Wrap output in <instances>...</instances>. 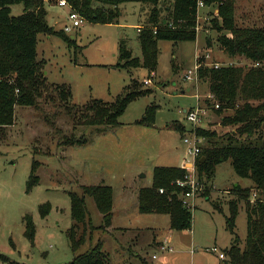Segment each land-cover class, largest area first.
<instances>
[{"label": "rangeland", "instance_id": "1", "mask_svg": "<svg viewBox=\"0 0 264 264\" xmlns=\"http://www.w3.org/2000/svg\"><path fill=\"white\" fill-rule=\"evenodd\" d=\"M58 3H45L48 24L74 39L75 46H68L57 35L38 37L37 61L42 63L39 71L47 84L43 98L36 106L16 107L15 124L0 131V254L11 260L0 264L71 263L76 254L68 231L76 227V222L70 194L82 195L84 186L98 185L111 186L114 192L112 228L100 229L103 215L87 196L90 224L80 253L102 242L110 264H222L212 249L225 252L233 243L226 222L228 203L235 198L232 191L238 185L254 186L251 180L236 174L231 161L216 166L212 182L202 183L206 188L193 202L195 207L191 206L190 230L171 229L168 215L142 214L139 191L152 186L156 167H181L186 158L183 131L175 125L194 130L184 112L197 107L198 101L205 107L210 95L209 84L187 79L197 61L203 59L209 67H253L245 57L231 58L221 50L219 38L232 32L223 29L220 8L229 6L236 29L264 28V0H224L208 6L198 20L200 31L195 41H159L158 66L151 76L146 69L117 68V64L122 42L134 57H141L138 26L148 24L154 7L126 3L120 7L119 24L84 20L75 28L69 18L72 10ZM173 6L174 0L160 1L163 21L164 8ZM11 9L16 17L24 11L21 4ZM67 26L71 31L65 32ZM147 80L150 85L145 84ZM134 81L152 93L129 102L117 127L99 133L101 127L87 125L94 114L87 109L95 101L115 103L133 91ZM60 89L70 91L71 98L63 102ZM210 104L203 128L214 136L204 139L203 148L226 143L238 130V126L223 124L232 111L219 113ZM152 108L153 122L141 123ZM259 137V132L243 136L236 133L239 142H254ZM66 138L88 142L65 145ZM34 161L38 163L39 183L28 193ZM216 202L221 209H215ZM43 205L51 207L44 219L39 212ZM245 207L242 201L236 220L242 248L247 237ZM27 215L35 224L34 240L26 235ZM168 236L173 238V253L160 248Z\"/></svg>", "mask_w": 264, "mask_h": 264}, {"label": "trees", "instance_id": "2", "mask_svg": "<svg viewBox=\"0 0 264 264\" xmlns=\"http://www.w3.org/2000/svg\"><path fill=\"white\" fill-rule=\"evenodd\" d=\"M53 0H0V131L15 124L16 107H33L43 98V91L47 84L42 79L40 65L37 61L38 37L40 35L60 36L70 47L75 41L69 38L64 31H56L47 21L46 2ZM72 11L89 23L119 24L120 7L126 3H142L153 8L147 25H142L138 31V40L141 46V57H134L132 51L127 50L125 43L120 45L119 63L117 68L146 69L150 76L156 72L158 66L159 41L172 42L195 41L197 2L196 0H174L173 7H165V20H162V9L158 6L161 0H66ZM224 0H209L207 5L220 3ZM228 2V1H227ZM23 5L24 11L20 16H12V6ZM229 6L220 8L223 29L231 31L219 38L221 50L231 58L245 57L252 61L253 67L245 69L236 66L209 67L199 59L198 76L200 81L209 84V92L213 101L206 100L205 105L211 102L219 105L216 109L221 113L232 111V116L224 118L225 126H238L235 138H228L226 143H216L214 147L203 148L197 161V170L200 183L212 182L216 166L231 161L236 174L243 179L253 182L252 188L236 186L232 193L235 198L228 205L230 214L226 219L227 228L234 236L233 243L224 253L226 260L222 264H264V28L236 29L232 12ZM214 22V21H213ZM208 46L211 44L207 39ZM44 76V74H43ZM150 89H142V85L134 81L133 91L119 98L115 103L105 104L104 101H95L88 111H93L87 125L101 127L97 130L104 133L110 128L119 125V117L125 111L129 102L152 93ZM62 101L71 98L70 91L60 89ZM153 108L148 117L141 122L150 125L153 122ZM179 130L186 131L183 126L175 125ZM2 129V130H1ZM259 132L257 140L239 142L236 133L253 135ZM196 133L205 138H212L204 128ZM87 139L74 140L66 138L65 145L87 143ZM205 161L201 163V159ZM37 162L34 161L32 173L28 182L27 192L30 193L39 183L36 176ZM186 171L180 167H156L151 187L139 191V210L142 214H157L170 216V225L173 230H190L193 223L192 209L184 206L181 195L185 188L177 185V181L184 180ZM206 188V186H205ZM161 190L164 192L161 193ZM83 194L71 193V213L76 227L68 231L71 249L76 254L74 260L68 264H110L108 255L99 242L86 252L80 253L86 242V228L90 221L86 197H91L100 213L104 224L100 228H112L114 192L111 186H84ZM257 198L252 201L254 193ZM246 204L247 237L244 248L240 246V239L236 233V220L239 214L240 203ZM221 204L215 203L219 210ZM41 217L50 215L51 207L43 205L39 208ZM26 235L30 240L35 237L33 217H25ZM90 224V222H89ZM83 229H82V227ZM81 235H78L80 230ZM107 230V231H108ZM0 261L10 263V259L0 254Z\"/></svg>", "mask_w": 264, "mask_h": 264}, {"label": "built area", "instance_id": "3", "mask_svg": "<svg viewBox=\"0 0 264 264\" xmlns=\"http://www.w3.org/2000/svg\"><path fill=\"white\" fill-rule=\"evenodd\" d=\"M207 1L209 0H196L197 2V15H196V26L195 31H200V24L198 23V20L201 18L202 12L208 8ZM58 5L62 8L69 7L70 5L66 0H59ZM71 9V8H70ZM70 20L73 22V27L78 28L83 24L84 19L79 15V13L72 11V13L69 16ZM143 27H138V31H140ZM71 31V27H66L65 32ZM218 67V66H217ZM198 70L199 65L197 64L194 68V70L188 72L187 79L190 81H194L196 84L198 81H200L198 76ZM146 85H150L151 81L147 80L145 82ZM198 99L199 95L197 96ZM209 100L213 101V97L209 95ZM212 104L215 106L216 109L219 108V105L212 102ZM210 113V109L206 106H202L200 101H198L197 107L189 109L184 112L186 120L194 127V130L192 131H185L183 134V142L186 146V158L184 162L181 165V169L185 170L187 173L185 175L184 180L177 181V185L181 188H185L186 192H184L181 195V200L183 201L184 206L187 208L193 209L195 206L193 202L197 198L198 194L204 191L205 188H203L202 184L199 180L198 170H197V161L201 156L202 152V142L204 139L200 137L196 130L203 128L206 118ZM164 191L161 190V193ZM257 198V193H254L252 201H254ZM191 206H194L191 208ZM171 241H167L160 245V248L163 252H169L173 253L174 249L170 246ZM213 253L218 254L219 258L221 260H226V255L224 252H219V250L215 247L212 249ZM154 259H157V256L153 257Z\"/></svg>", "mask_w": 264, "mask_h": 264}, {"label": "crops", "instance_id": "4", "mask_svg": "<svg viewBox=\"0 0 264 264\" xmlns=\"http://www.w3.org/2000/svg\"><path fill=\"white\" fill-rule=\"evenodd\" d=\"M140 26H142V25H139L138 27H140ZM193 86H194V85H193ZM190 91H191V89H188V92H190ZM207 99H208V98H207ZM153 215H157V214H153ZM108 231H109V230H108ZM167 238H168V239L166 240V242L170 240V241H171V245H172V242H173V240H172V239H173L172 236H170V237L168 236ZM164 242H165V241H164ZM164 242H163V243H164ZM163 243H162V244H163ZM160 244H161V243H160ZM219 259H220V258H219ZM220 260H221V259H220ZM222 261H223V260H222Z\"/></svg>", "mask_w": 264, "mask_h": 264}, {"label": "water", "instance_id": "5", "mask_svg": "<svg viewBox=\"0 0 264 264\" xmlns=\"http://www.w3.org/2000/svg\"><path fill=\"white\" fill-rule=\"evenodd\" d=\"M204 161H205V157H203L200 162L203 163Z\"/></svg>", "mask_w": 264, "mask_h": 264}]
</instances>
